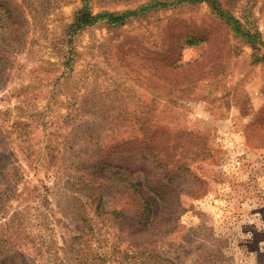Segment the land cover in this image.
I'll list each match as a JSON object with an SVG mask.
<instances>
[{
  "label": "rangeland",
  "instance_id": "obj_1",
  "mask_svg": "<svg viewBox=\"0 0 264 264\" xmlns=\"http://www.w3.org/2000/svg\"><path fill=\"white\" fill-rule=\"evenodd\" d=\"M220 1L242 33L204 0L80 29L82 0H0V264H264V0ZM148 136L182 164L179 202L126 150ZM113 156L154 228L131 189L90 196L93 159Z\"/></svg>",
  "mask_w": 264,
  "mask_h": 264
},
{
  "label": "trees",
  "instance_id": "obj_2",
  "mask_svg": "<svg viewBox=\"0 0 264 264\" xmlns=\"http://www.w3.org/2000/svg\"><path fill=\"white\" fill-rule=\"evenodd\" d=\"M184 1H203V0H151L145 5H142L138 9H129L124 10L121 12H115V11H109V10H103L96 13H93L89 4L88 0H82V5H80L74 15L73 22L71 23V26L73 25L76 29L83 28L85 26L91 25L99 20H105L107 23L117 24L122 23L126 18L130 16H134L138 12H141L143 10H146L148 8L152 7H166L170 5L179 4ZM207 1L213 10L221 19L225 20L227 23H230L236 32L242 33L240 30L241 23L239 19H237L229 10H227L222 4L220 0H204ZM2 25V24H1ZM248 34V32H246ZM195 40H187L186 42L188 44H192ZM257 44L260 47L264 48V40H261L256 35V32H253V47H257ZM257 61H263L264 62V53H260L255 58ZM2 58L0 57V70L3 67ZM1 75V74H0ZM1 79V76H0ZM142 141V140H140ZM151 143V144H150ZM125 143H119L115 146L124 145ZM133 149V150H132ZM130 156H134L137 154H141L140 157L143 162H141L142 166V175H143V184L145 188L153 194L162 200L164 199V196L173 197L175 201L179 202L178 198V189L174 184V174L176 169L181 168L182 164L176 162V164L173 165V162L171 160V151L163 150L162 154H160L158 157V154L154 153V144L151 140V136L143 138V144L139 145L135 148H127L126 149ZM147 151L143 153V151ZM153 152V153H152ZM3 158H6V154H3L0 152V174L3 173V170L1 168H4L2 165ZM122 157L113 156V158H107V160L103 159H96L93 160V165L95 166L96 170H92L89 172V176L87 178V181L90 182L93 193L90 194L91 197L94 198H101L104 195V192L106 189H109L110 187H113V184H115L118 189H131L132 194H138L141 202L140 205L142 207L141 212V222L140 229L148 231L149 229L154 228L155 222H152V224H149V218L151 215V208L149 205V202L144 198L141 191L133 182H131L130 177L132 173L126 174L125 172H112L113 169L118 168H127L128 166L124 167L122 164L119 163L120 159ZM138 158H133L128 161V163H133ZM154 170H151L152 168ZM109 173V175L107 174ZM125 173V174H124ZM122 176L125 175V178L122 181L117 178H111V176ZM167 178L168 182H165V179ZM97 190L100 192H97ZM166 207V206H165ZM160 226V223L157 225ZM130 232L134 231L137 226H129ZM79 236H77L78 238Z\"/></svg>",
  "mask_w": 264,
  "mask_h": 264
}]
</instances>
